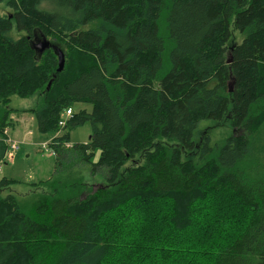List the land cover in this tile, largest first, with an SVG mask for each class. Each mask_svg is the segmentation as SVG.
<instances>
[{"label":"trees","instance_id":"16d2710c","mask_svg":"<svg viewBox=\"0 0 264 264\" xmlns=\"http://www.w3.org/2000/svg\"><path fill=\"white\" fill-rule=\"evenodd\" d=\"M0 4V162L12 96H41L28 110L41 132L60 130L74 102L92 106L64 126L90 122L87 142H50L56 170L32 184L38 201L0 193V264H264V164L251 156L264 127V0ZM205 120L234 134L198 147ZM80 164L105 182L89 186Z\"/></svg>","mask_w":264,"mask_h":264},{"label":"rangeland","instance_id":"374dc122","mask_svg":"<svg viewBox=\"0 0 264 264\" xmlns=\"http://www.w3.org/2000/svg\"><path fill=\"white\" fill-rule=\"evenodd\" d=\"M0 12L10 14V10L4 4H0ZM23 34V32L17 31L16 27H14L10 35L12 38L17 39ZM240 40L241 36L238 32L234 31L232 42H239ZM40 102L41 96L39 94H34L28 98L14 95L11 97L10 102V107L18 111L11 115L13 125L7 127L6 130L8 140L12 141L17 147H10L11 143L8 142L9 148L7 154L0 162V180L6 178L15 180L17 183L7 186L0 193L2 196L13 194L23 202L34 203L38 201L42 188H35L32 184L50 179L56 170V157L49 146L52 139L69 132L70 141L68 144L73 145L87 142L91 134L90 122L70 129L60 126V130L54 129L41 132L35 116L28 112L29 109L36 108ZM71 109L74 115L84 109L90 112L92 106L89 103L74 102L71 105ZM69 118L64 114L61 115V120L65 121V125ZM232 134H234V129L231 127L229 121L218 123L212 120H205L197 124L193 140L199 147L205 138L209 137L208 144L213 149H216L217 147L220 148L225 143L227 137ZM251 140L253 142L251 156L259 159L260 163L264 164V127ZM163 141L168 144L176 142L167 139ZM99 154L100 150H97L94 161L98 160ZM198 154L199 152L196 150L192 154H189V156L197 158ZM249 160L250 158L247 159V161ZM75 169L81 172L84 181L89 186L95 187L105 182V171L103 169L95 170L94 175L90 173L91 166L88 167L80 164Z\"/></svg>","mask_w":264,"mask_h":264},{"label":"water","instance_id":"95a60500","mask_svg":"<svg viewBox=\"0 0 264 264\" xmlns=\"http://www.w3.org/2000/svg\"><path fill=\"white\" fill-rule=\"evenodd\" d=\"M35 49L36 50H39L40 53L44 52L45 49H48L51 46L50 44V41L47 40V39H44L42 41H38V43L36 45H34ZM56 54H57V57H58V72L62 71L64 69V66H65V54L63 53V51L61 50H55ZM228 63H231V58H229L227 60ZM51 85V81L48 83V86L47 88H49Z\"/></svg>","mask_w":264,"mask_h":264},{"label":"built area","instance_id":"2783aa9c","mask_svg":"<svg viewBox=\"0 0 264 264\" xmlns=\"http://www.w3.org/2000/svg\"><path fill=\"white\" fill-rule=\"evenodd\" d=\"M64 115H66L67 117H71L73 115V110L70 108L66 109L65 112L63 113ZM65 125V121L64 120H61L59 121V126H62L64 127ZM5 133L7 134V130H5ZM11 143L10 147H17V145H14V143L10 140L7 139V143Z\"/></svg>","mask_w":264,"mask_h":264}]
</instances>
